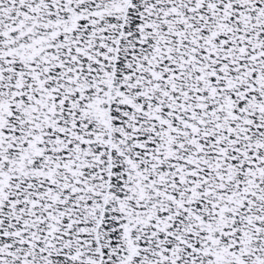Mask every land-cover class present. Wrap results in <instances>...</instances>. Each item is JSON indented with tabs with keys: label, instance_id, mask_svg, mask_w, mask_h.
I'll list each match as a JSON object with an SVG mask.
<instances>
[{
	"label": "snow or ice",
	"instance_id": "snow-or-ice-1",
	"mask_svg": "<svg viewBox=\"0 0 264 264\" xmlns=\"http://www.w3.org/2000/svg\"><path fill=\"white\" fill-rule=\"evenodd\" d=\"M0 264H264V0H0Z\"/></svg>",
	"mask_w": 264,
	"mask_h": 264
}]
</instances>
